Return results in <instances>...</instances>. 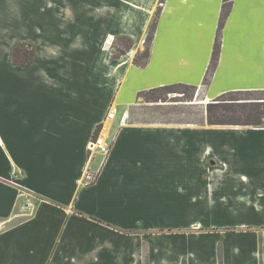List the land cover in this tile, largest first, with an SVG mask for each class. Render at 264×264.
<instances>
[{
    "label": "crops",
    "instance_id": "crops-1",
    "mask_svg": "<svg viewBox=\"0 0 264 264\" xmlns=\"http://www.w3.org/2000/svg\"><path fill=\"white\" fill-rule=\"evenodd\" d=\"M79 1L69 15L67 0H0V264H91L95 254L102 264H176L180 256L124 258L126 243L161 233L171 242L175 232L208 246L217 245L215 235L238 236L226 240L222 264H264V127L129 119L137 93L156 87H203L205 100L264 90V0H232L205 87L223 0H101L110 20L120 10L117 30L104 35L80 30ZM157 6L144 65H132L133 53L112 59L104 41L124 32L142 44ZM18 40L34 44L27 67L9 62ZM97 125L111 142L105 158L90 147ZM86 171L96 174L93 183ZM215 175L224 181L213 186ZM151 202L157 208L149 212ZM164 211L185 219L182 230L159 229ZM198 212L230 217L234 226L218 228L235 229L197 231L217 227L193 220ZM144 217L148 233L139 235Z\"/></svg>",
    "mask_w": 264,
    "mask_h": 264
},
{
    "label": "rangeland",
    "instance_id": "rangeland-1",
    "mask_svg": "<svg viewBox=\"0 0 264 264\" xmlns=\"http://www.w3.org/2000/svg\"><path fill=\"white\" fill-rule=\"evenodd\" d=\"M67 10L68 14L71 15L73 12L75 15L77 14L76 10L73 9V1L74 0H67ZM101 2V0H80V30L85 31L86 28L89 29L92 34L97 33L100 31L102 35H104L107 32H114L117 30V20H119V7H117L118 13H112L111 20L108 15L109 11L102 12L100 9V6L97 7L98 3ZM76 3V1H75ZM159 6H157L152 14V17L150 19V22L148 24V27L145 31V38L142 44L138 45V40H134L131 36L128 34L122 32L112 35V39L110 42L107 43V41H104V44L102 47L108 48L110 51V55L112 59H120L122 57H125L126 55H130V53H133V56L131 57V63L135 67H140L144 62V51L146 47H148L150 44L148 42H145V39L148 34H151V28L152 23L154 21L156 11ZM105 15H107V18H105ZM100 22H97V21ZM97 22V23H96ZM86 24V25H82ZM86 33V32H83ZM87 34V33H86ZM131 56V55H130ZM168 93L162 92L155 94L152 99H147L148 96H142L137 98L136 97V104L133 105L130 109V121L134 123H159V124H182V125H196V126H211L205 124H198L199 121L205 120V104L208 102H211L210 99H206V102H203L202 99L205 98V88L200 87V89L197 88V91H193L192 89H188L186 87H175ZM212 91H214L213 88H208V94H211ZM137 96V95H136ZM194 99V102H187V98L190 97ZM258 96H264V94H256L254 97ZM249 96H242L241 98H246ZM153 100H156L157 102H153ZM152 101V102H151ZM197 123V124H196ZM212 127H239V126H220V125H214ZM221 168V166L219 167ZM212 184L215 186L216 184H221L224 179L223 176L215 175L212 179ZM215 190V189H213ZM214 195V194H212ZM168 200L164 201L165 203ZM204 203H206V200H203ZM201 203H197V206H200ZM157 208L156 205L151 202L147 207H149V212H152L153 207ZM181 201L176 200V203L174 205L175 210H179L181 208ZM207 206V205H206ZM218 206H214L212 208H216ZM140 208L146 212L143 209V206L141 205ZM173 212H165L160 213L159 216L161 217L160 223L163 224L162 227H159L160 230L166 232L167 234H172L175 230H182L180 226L181 223L185 222V219L176 216ZM167 213V215H166ZM36 214L38 217H42V212L38 213L36 211ZM193 220L201 221L202 223H210L215 222L217 224L215 228H205V226H201L197 231H205L208 230V232L219 230V231H231L235 228L232 227H226V228H218L223 225L234 226L236 224L235 221H231L230 217L226 219L224 217L221 221L220 216L216 215H207L204 212L197 213L195 216L192 217ZM150 223V220L147 218L138 219L139 228H137L138 232H135L139 235H146L148 233L146 225L147 221ZM240 220V218H239ZM131 223L136 224V219L129 220ZM187 222V221H186ZM239 222V221H237ZM164 228V229H163ZM248 227L247 229H249ZM150 230V229H148ZM170 231V232H168ZM165 233H161L162 236L160 238L151 239L154 243H157L156 250H153V243L149 240H145V243L139 242V243H126L125 244V250L127 252V255H124L125 260H128L130 257L129 252L131 251L134 254H141V255H147L146 257L152 256V260L154 262H159L160 258L164 256L165 258L169 259H176L179 257L178 263L176 264H195L197 263L195 260L194 253H197L198 257L204 258L206 262H203L202 264H222V255L224 253L223 247L226 244V240L231 242L238 238V236H235V238L232 239H225L217 237L215 235L214 239L217 243L215 246L213 245H205L202 240H196L195 238H186V237H180V233H176L177 237L171 238V242L164 240ZM216 234V233H215ZM228 242V243H229ZM152 246V248H151ZM219 246V247H218ZM120 246L118 245L119 249ZM167 249L169 252L167 253ZM124 254V253H122ZM151 254V255H150ZM169 255V257H166ZM201 255V256H200ZM145 257V258H146ZM91 264H102L101 261L98 259V255L95 254V258H92Z\"/></svg>",
    "mask_w": 264,
    "mask_h": 264
},
{
    "label": "trees",
    "instance_id": "trees-1",
    "mask_svg": "<svg viewBox=\"0 0 264 264\" xmlns=\"http://www.w3.org/2000/svg\"><path fill=\"white\" fill-rule=\"evenodd\" d=\"M232 0H223L222 2V12L220 21L218 24V29L215 37V43L211 54L210 64L207 68L206 74L203 78L202 86H207L209 84L210 78L216 67L220 42H221V30L224 25V21L230 11ZM162 3V0L160 1ZM160 7L156 11L154 21L152 23L151 34H148L145 42L151 43L154 30L157 25V18L159 15ZM150 45L146 47L144 51V63L149 56ZM35 58V47L30 41H16L10 48L9 51V62L17 68L27 67L32 64ZM141 65V66H142ZM175 87H186L197 91V87L188 86L183 84L176 85H166L161 87L152 88L145 91H140L137 93V98L148 96L147 99L154 98L153 96L157 93L162 92H173L171 91ZM264 94V90H245V91H229L219 95L218 97L211 100L205 104V120H201L198 124L207 125H220V126H241V127H264V96L254 97L256 94ZM242 96H249L246 98H241ZM187 102H194V99L190 97L187 98ZM205 101V99H202ZM152 102V101H151ZM153 102H157L153 100ZM197 124V123H196ZM100 130V126L97 125L93 134L92 139L96 137Z\"/></svg>",
    "mask_w": 264,
    "mask_h": 264
},
{
    "label": "built area",
    "instance_id": "built-area-1",
    "mask_svg": "<svg viewBox=\"0 0 264 264\" xmlns=\"http://www.w3.org/2000/svg\"><path fill=\"white\" fill-rule=\"evenodd\" d=\"M115 115L116 112L114 110L109 109L106 113V118L108 120H113L115 118ZM110 146L111 142L104 137V135L101 133V130H99L96 137L90 142L91 149L98 150L100 153L103 154L104 158L109 153ZM84 179L87 184L93 183L96 180V174L86 171Z\"/></svg>",
    "mask_w": 264,
    "mask_h": 264
},
{
    "label": "bare ground",
    "instance_id": "bare-ground-1",
    "mask_svg": "<svg viewBox=\"0 0 264 264\" xmlns=\"http://www.w3.org/2000/svg\"><path fill=\"white\" fill-rule=\"evenodd\" d=\"M203 102H206V101H203Z\"/></svg>",
    "mask_w": 264,
    "mask_h": 264
}]
</instances>
